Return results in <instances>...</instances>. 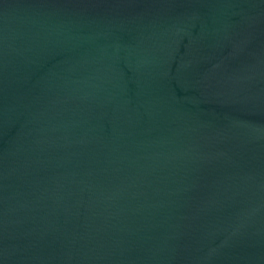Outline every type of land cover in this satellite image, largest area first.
I'll return each instance as SVG.
<instances>
[{"label": "water", "instance_id": "95a60500", "mask_svg": "<svg viewBox=\"0 0 264 264\" xmlns=\"http://www.w3.org/2000/svg\"><path fill=\"white\" fill-rule=\"evenodd\" d=\"M0 264H264V0H0Z\"/></svg>", "mask_w": 264, "mask_h": 264}]
</instances>
